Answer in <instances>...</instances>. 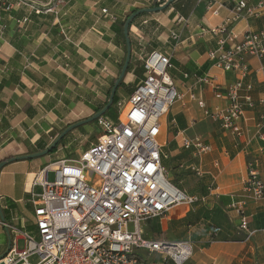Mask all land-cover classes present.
Segmentation results:
<instances>
[{
  "label": "crops",
  "instance_id": "obj_1",
  "mask_svg": "<svg viewBox=\"0 0 264 264\" xmlns=\"http://www.w3.org/2000/svg\"><path fill=\"white\" fill-rule=\"evenodd\" d=\"M240 1L222 0L221 15L212 17L206 13L205 3L178 0L175 8L141 17L130 28L131 46L139 60L154 49L172 54L174 69L170 75L184 98L166 115L171 121L169 135L179 143L184 136L200 137L213 150L198 158L193 151L178 146L181 150L171 160L178 176L175 180L187 185L183 191L188 195L204 200L197 207L175 206L165 217L143 224L147 238L192 242L193 257L187 264H264V200L246 205L251 234L239 229L238 214L230 208L243 189L248 163L258 162L264 180V140L256 134L264 107L247 112L241 123L244 136L236 138L206 114L216 107L225 108L226 102L216 99L213 87L196 84L199 77L214 78L223 88L235 81L234 74H225L209 59L218 44L217 38L205 31L221 25L231 15L230 8ZM245 1L251 8L264 5V0ZM31 2L42 10L56 3L58 15L39 14L17 6L14 0H0V19L6 25L0 33V163L29 155L33 148L46 145L51 131L61 132L99 112L125 55L114 30L135 9L152 7L154 0ZM180 16L186 21L179 23ZM233 28L240 38L248 32L264 31V10L260 17L242 19ZM172 31L181 35L176 47ZM141 39L146 51L139 46ZM248 63L252 75L246 83L253 85L251 94L258 101L264 94V71H255L264 65V59L250 58ZM62 123L65 125L60 128ZM164 151L169 153L166 147ZM45 160L10 163L0 174V208L2 215L5 212L9 216L4 222L0 216V256L11 240L4 223L34 232L28 229L33 227V216L27 198L32 182L47 164ZM199 166L203 172L200 177L194 170ZM216 231L221 237L239 240L209 244Z\"/></svg>",
  "mask_w": 264,
  "mask_h": 264
},
{
  "label": "built area",
  "instance_id": "obj_2",
  "mask_svg": "<svg viewBox=\"0 0 264 264\" xmlns=\"http://www.w3.org/2000/svg\"><path fill=\"white\" fill-rule=\"evenodd\" d=\"M157 1L159 6L167 2ZM199 1L205 3L206 13L212 17L221 15L222 0ZM14 2L39 14L59 12L56 3L42 10L31 0ZM263 10V4L251 8L242 0L230 8L231 15L221 25L205 31L216 37L218 44L209 59L236 78L226 88L210 77H199L196 84L213 87L216 99L226 102L225 108L216 107L206 114L239 139L244 136L241 123L247 112L264 107V94L255 101L253 85L246 83L252 75L248 59H264V31L248 32L240 38L233 26L242 19L260 17ZM185 21L182 16L178 18L179 23ZM5 30L0 19V33ZM171 39L176 47L180 33L172 31ZM138 43L143 47L142 39ZM140 60L145 77L117 101L115 118L96 120L100 129L96 141L78 157L64 156L43 167L34 179L27 203L37 231L31 233L4 223L11 234V249L0 264H32L33 258H37L36 264H187L192 259V242L150 239L142 227L148 220L165 217L175 206L194 205L204 198L181 190L169 180L168 169L163 166L169 157L164 151L166 143L161 141L165 128L162 119L184 98L170 75L174 69L172 54L154 49L141 55ZM262 71L264 65L255 73ZM200 105L206 108L203 102ZM260 118L256 134L264 140V113ZM180 143L182 149L193 151L198 158L213 151L200 137L184 136ZM194 170L199 177L203 173L200 166ZM51 171L56 175L53 182L48 181ZM235 199L230 208L238 214L239 229L251 234L246 205L264 200V180L256 160L248 163L243 189ZM20 240L23 249H19Z\"/></svg>",
  "mask_w": 264,
  "mask_h": 264
},
{
  "label": "rangeland",
  "instance_id": "obj_3",
  "mask_svg": "<svg viewBox=\"0 0 264 264\" xmlns=\"http://www.w3.org/2000/svg\"><path fill=\"white\" fill-rule=\"evenodd\" d=\"M140 61V60H139ZM141 63L137 62L136 64V69H138L140 72L142 70L141 68ZM143 76H144V72H143ZM140 78L139 76H136L133 73H130V75H128V77L125 80V87L122 88L121 90H119V100H121L126 94H127V88L129 89L132 86H136L137 83L139 82ZM109 113H114L117 115L118 113V107L116 105H114L111 110H109ZM163 123L165 124V131L162 134V138L161 141L162 142H166V150L169 151L168 155H169V162L167 164L168 166V173H169V180L173 181L181 190H185V188H187V185H185V183H180L179 181H176L175 179L178 177L177 176V172H176V168L174 166V162L171 163V160L174 159L175 160V156L176 154H179V150L181 143H179L176 139H174V136L169 135V133L171 132L170 129H167L168 126L170 125V118L169 117H164L162 119ZM58 124V121H57ZM65 124L62 123L59 125L60 128H62ZM85 128L83 130H76L73 131L67 138V140L65 141V143H63V145L59 146V148L57 149V151L55 153H53L51 156H48V158H46V165L50 163H53L55 161H58L60 159H62L64 156L65 157H71V158H75L78 157L79 154H81V152L83 150H85L86 148H88L91 143L93 141H96V137L100 134V129L97 126L96 121H93L92 124L86 125L84 126ZM59 131H51L50 133L47 134L46 138H47V143L46 145H42V146H37L36 148H33L32 150H30V154H33V151L38 150L40 148H44L48 146V143L50 141H52V139L56 138V135ZM44 159V158H41ZM173 161V160H172ZM173 166V169H172ZM174 171V172H172ZM55 173L53 171L49 172L48 174V181L53 182L55 180ZM143 227V226H142ZM130 230H134V227L130 226L129 227ZM144 228V227H143ZM28 229H32L34 231V233L37 231L36 228L29 226ZM37 239H39L38 235L36 236ZM159 238H163V237H159ZM168 241H176V239H174L173 237H169ZM19 249H23L24 245H23V241L20 240L19 242ZM152 259H154L155 257H151ZM37 262V258H33L31 259V263L32 264H36Z\"/></svg>",
  "mask_w": 264,
  "mask_h": 264
},
{
  "label": "water",
  "instance_id": "obj_4",
  "mask_svg": "<svg viewBox=\"0 0 264 264\" xmlns=\"http://www.w3.org/2000/svg\"><path fill=\"white\" fill-rule=\"evenodd\" d=\"M176 0H168L165 2L164 5L162 6H157V7H150L147 9H140L135 11V13H132L130 17L127 19V21L124 24L123 31H124V37H125V46L127 47L126 51V58H125V63L121 69V72L118 76L117 81L115 82L114 86L111 89V94L109 96L107 105L105 106L104 109L100 110L96 114H94L91 118L85 119L78 121L76 124H72L68 126L63 133L56 138V140L48 147V149L40 152H35L33 154L29 155H23V156H18V157H13L7 160H4L3 162L0 163V174L3 171V168L10 163H16L18 161H33V159H38V158H44L47 157L54 149L58 147V145L63 141V138L66 137L69 133L77 130L79 127H84L86 125L92 124L93 121L98 120L101 117H104L107 112L112 108L113 102L115 99V96L117 94V89L119 88L120 84L122 81L125 79V75L128 71V68L131 64V57H132V46H131V39H130V25L131 23L135 20V18L139 17L140 15L143 14H150V13H161L164 12L167 8H169L173 3H175ZM0 216L1 220L4 222L5 221V216L2 215V211L0 208ZM8 248L5 251V253L0 256V260L4 259L5 255L10 251L11 246H10V241L8 243Z\"/></svg>",
  "mask_w": 264,
  "mask_h": 264
},
{
  "label": "trees",
  "instance_id": "obj_5",
  "mask_svg": "<svg viewBox=\"0 0 264 264\" xmlns=\"http://www.w3.org/2000/svg\"><path fill=\"white\" fill-rule=\"evenodd\" d=\"M165 1H168V0H165ZM198 1V0H197ZM177 4H178V0H176L175 1V3H173V5H171L169 8H167L165 11H167V10H169L171 7H173V8H175L176 6H177ZM160 4L158 3V1L157 0H154V2H153V4H152V7H157V6H159ZM135 11H137V9H135ZM135 11H133V12H131L129 15H127V17H126V19L123 21V22H121L120 23V25H118L116 28H115V32H116V35H117V37L119 38V40L121 41V43H122V46H124V50H125V55H124V57H123V59H122V63H121V66H120V68H119V72H118V76H119V74H120V72H121V69H122V67H123V65H124V63H125V58H126V51H127V47L125 46V37H124V31H123V27H124V24H125V22L127 21V19L130 17V15L132 14V13H135ZM164 11V12H165ZM152 13H150V14H143V15H140L139 17H137V18H135V20L131 23V25H130V28L133 26V25H135V23L137 24V20L139 19V18H141V17H148V16H150ZM130 28H129V31H130ZM137 62H140L139 61V59L137 58V56H135V54L133 53V49H132V57H131V64H130V66H129V68H128V71H127V73H126V77H125V79L122 81V83L120 84V86H119V88L117 89V94H116V96H115V99H114V102H113V106L117 103V101L119 100V90H121L122 88H124L126 85H125V80H126V78H127V74H129V73H133V74H135L136 76H139V78H140V80H142L145 76H143V68H142V65H141V68H142V70H141V72L138 70V69H136V64H137ZM118 79V78H117ZM117 79L112 83V85H111V87H110V90H109V95H108V98H107V101H106V103L103 105V106H101V108H99V111L100 110H102V109H104L105 108V106L107 105V102H108V99H109V96H110V94H111V89H112V87L114 86V84H115V82L117 81ZM135 89V86H132V87H130L129 89L127 88V93H131L133 90ZM112 106V107H113ZM111 110V109H110ZM112 117V118H115L116 117V114H114V113H109V111L107 112V114L105 115V117ZM85 127H79L78 129H77V131L78 130H83ZM66 129V127L64 128V129H62V131L61 132H59L58 134H57V136H56V138L58 137V136H60L62 133H63V131ZM76 131V130H75ZM72 133V132H71ZM71 133H69L66 137H64L63 138V141L58 145V147L56 148V149H54L48 156H50V155H52L53 153H55L56 151H57V149L59 148V146H61V145H63V143H65V141L68 139L67 137L71 134ZM46 149H48V147H44V148H40V149H38V150H35V151H33L34 153L35 152H40V151H44V150H46ZM167 154V153H166ZM168 155V154H167ZM48 156L47 157H44V158H48ZM168 157H169V155H168ZM10 159V158H9ZM168 162H169V159H166V160H164V162H163V166H165L167 169H168V166H167V164H168ZM201 202V201H200ZM200 202H198V203H195L193 206H195V207H197L198 206V204L200 203ZM207 214V213H206ZM205 214V215H206ZM3 215L5 216V220H7L8 218H9V216H7L6 214H5V212H3ZM208 217V216H207ZM238 241L239 240V238H228V237H221L220 236V232H218V231H216V232H213L212 233V235H211V238H210V240H209V244H214V243H217V241Z\"/></svg>",
  "mask_w": 264,
  "mask_h": 264
}]
</instances>
